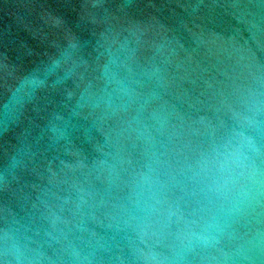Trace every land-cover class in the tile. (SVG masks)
I'll list each match as a JSON object with an SVG mask.
<instances>
[{
	"label": "water",
	"instance_id": "obj_1",
	"mask_svg": "<svg viewBox=\"0 0 264 264\" xmlns=\"http://www.w3.org/2000/svg\"><path fill=\"white\" fill-rule=\"evenodd\" d=\"M0 264H264V0H0Z\"/></svg>",
	"mask_w": 264,
	"mask_h": 264
}]
</instances>
